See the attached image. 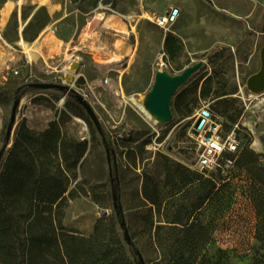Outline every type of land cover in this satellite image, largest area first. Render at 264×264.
Instances as JSON below:
<instances>
[{
	"label": "rangeland",
	"instance_id": "374dc122",
	"mask_svg": "<svg viewBox=\"0 0 264 264\" xmlns=\"http://www.w3.org/2000/svg\"><path fill=\"white\" fill-rule=\"evenodd\" d=\"M8 3L12 10L3 23ZM16 23L27 40L52 30L65 44L67 63L55 58L53 70L27 65L13 45ZM167 35L180 48L172 60L164 53ZM262 46L264 0H0V173L22 125L42 134L55 122L84 150L65 174L62 224L70 233L93 237L114 264H136L131 246L143 264H252L264 251L256 240L249 180L235 167L221 174L219 191L203 202L190 129L203 111L223 132L239 123L264 163V92L246 87L260 67ZM74 62L71 83L63 70ZM159 63L172 77L200 67L172 96L171 121L153 127L127 100L144 107ZM34 83L70 86L90 105L99 129L68 93L35 90L17 100L7 137L15 90ZM78 153L62 161L63 168ZM112 178L119 183L123 223Z\"/></svg>",
	"mask_w": 264,
	"mask_h": 264
},
{
	"label": "trees",
	"instance_id": "16d2710c",
	"mask_svg": "<svg viewBox=\"0 0 264 264\" xmlns=\"http://www.w3.org/2000/svg\"><path fill=\"white\" fill-rule=\"evenodd\" d=\"M179 50L176 38L167 35L165 56L172 60ZM35 90L38 89L31 84L22 85L15 90L14 100ZM68 94L74 98L72 90ZM244 138V147L234 168L249 180L250 200L258 219L256 240L264 251V163L250 151ZM68 148L74 152L67 153ZM79 148L80 144L61 135L55 122L42 134H34L24 125L20 127L0 173V264H114L109 252L97 249L93 237L81 238L62 224L67 208L65 174L82 157L84 150ZM107 149L112 155L110 146ZM75 152H79L75 162L63 168L62 161ZM199 180L200 198L205 202L217 194L222 186L219 181L225 179L217 173L210 177L202 175ZM142 191L149 199L147 185ZM111 192L114 208L123 223L116 178L111 180ZM131 253L136 264H143L133 246ZM205 264L217 263L207 261ZM252 264H264V256L259 255Z\"/></svg>",
	"mask_w": 264,
	"mask_h": 264
},
{
	"label": "water",
	"instance_id": "95a60500",
	"mask_svg": "<svg viewBox=\"0 0 264 264\" xmlns=\"http://www.w3.org/2000/svg\"><path fill=\"white\" fill-rule=\"evenodd\" d=\"M173 14H175V11H173ZM172 20V17L170 18ZM259 61H260V67L258 71L251 76L248 77L246 81V87L248 91H250L252 94L259 95L264 92V46L261 47L259 51ZM78 63H70V69L63 70L64 77L69 82H74L76 80V77L73 78L71 73L76 72ZM200 65H195L193 67L186 68L180 75L177 76H169L165 71H159L155 73V79L152 86L151 91L148 93V95L145 98L144 101V109L157 119L158 122H169L172 119L171 111H170V101L172 96L177 92V90L185 84L187 79L195 73L199 69ZM77 76V75H76ZM33 88L38 90H49V89H55L58 91H64L68 93L71 88L68 85H56V84H43V83H34L31 84ZM74 99L76 102L86 111L90 119L94 122L96 127L99 129L98 122L95 119V116L92 112V109L90 105L86 102V100L78 95H74ZM18 102L16 101L13 104L12 110H11V116L8 124L7 129V137L9 136L10 130L12 128V125L15 120V113L17 109ZM202 118H198L195 125H194V132L196 130H200L205 122V117H208V113L206 111L202 112ZM1 157V155H0ZM127 241L128 238H126Z\"/></svg>",
	"mask_w": 264,
	"mask_h": 264
},
{
	"label": "built area",
	"instance_id": "2783aa9c",
	"mask_svg": "<svg viewBox=\"0 0 264 264\" xmlns=\"http://www.w3.org/2000/svg\"><path fill=\"white\" fill-rule=\"evenodd\" d=\"M194 125L190 129V137L197 152V171L204 177H210L232 170L245 143L239 123L232 125L228 132H223L221 124L211 123L206 118L200 130L194 132Z\"/></svg>",
	"mask_w": 264,
	"mask_h": 264
},
{
	"label": "crops",
	"instance_id": "0c3cea01",
	"mask_svg": "<svg viewBox=\"0 0 264 264\" xmlns=\"http://www.w3.org/2000/svg\"><path fill=\"white\" fill-rule=\"evenodd\" d=\"M11 10L12 4H6L3 12V23L6 15ZM23 32L24 29H22V32H19L18 24L16 23V37L13 45L21 53L27 65L41 66L42 68L47 66L53 70V62L51 61L55 58L58 59V62L62 63V66L67 63L64 56L65 44L55 36L52 30L43 29L31 40H27Z\"/></svg>",
	"mask_w": 264,
	"mask_h": 264
},
{
	"label": "bare ground",
	"instance_id": "6f19581e",
	"mask_svg": "<svg viewBox=\"0 0 264 264\" xmlns=\"http://www.w3.org/2000/svg\"><path fill=\"white\" fill-rule=\"evenodd\" d=\"M165 22V19L162 21V23ZM113 59H118L116 56L113 57ZM112 60L109 62L111 63ZM161 62V61H160ZM162 66L163 64L162 63H159L158 67H157V70L156 72H159V71H163L162 70ZM65 70H68L69 71V68H66ZM68 75H71L73 78L77 77L76 74L74 73H71V74H68ZM72 83V82H71ZM63 100V99H62ZM62 100L60 101V103H62ZM127 103L132 106L135 111L145 120L147 121L151 126H157L159 123L157 121L156 118H154L153 116H151L150 114H148V112L144 109L143 105L140 103V101L136 100L134 97H130L128 100H127Z\"/></svg>",
	"mask_w": 264,
	"mask_h": 264
}]
</instances>
